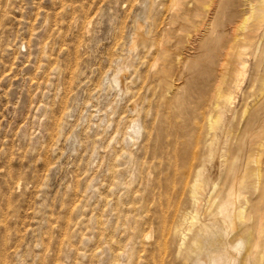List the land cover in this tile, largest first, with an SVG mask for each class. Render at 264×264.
<instances>
[{"label":"rangeland","instance_id":"374dc122","mask_svg":"<svg viewBox=\"0 0 264 264\" xmlns=\"http://www.w3.org/2000/svg\"><path fill=\"white\" fill-rule=\"evenodd\" d=\"M210 10L195 0H0V264H207L191 245L207 238L220 198L211 208L205 182L195 203L191 186L200 171L222 176L218 191L226 175L205 149L209 63L236 66L216 54L247 13L241 0ZM243 60L217 124L232 149L243 110L264 100L252 96L263 32Z\"/></svg>","mask_w":264,"mask_h":264},{"label":"bare ground","instance_id":"6f19581e","mask_svg":"<svg viewBox=\"0 0 264 264\" xmlns=\"http://www.w3.org/2000/svg\"><path fill=\"white\" fill-rule=\"evenodd\" d=\"M215 3L216 0H195L196 6L206 11H209ZM241 3L246 6V16L242 12L243 19L237 26L235 24L229 42L224 48L220 47L221 51L219 50V54H216V57L219 56L222 59L221 61L233 60L236 66L228 72L225 63H220L218 72H213L214 62L211 60L209 63L211 67L208 70V73L216 75V82L213 86V94L210 95L211 103L208 104L210 106L207 118L211 132L205 142V149L208 153V162L217 158L220 161V168L226 169L224 173L226 175L222 180V188L218 191L216 188L220 185L222 176L213 180L205 179L200 171L196 173L191 186V197L195 203L205 182L211 185L209 194V199H212L211 208L214 207L215 200L220 198L213 210L212 224L205 229L208 233L207 238L195 236L191 245L196 255L203 253L206 255L207 264H264V100L250 111L248 108L243 110V116L247 115L248 122L240 137L236 138L237 144L233 149L230 134L225 132L223 126H217L218 122L225 121L226 114L230 112L233 95L239 90L245 67L243 53L246 47L259 40L260 31L264 33V28L259 25L264 18V0H241ZM256 13H258V20L248 26V21L250 22ZM218 46L219 41L213 45V49L216 51ZM255 76L252 84L255 91L252 96L260 98L264 96V63L259 66L258 74ZM213 116L214 121H212ZM245 147L246 151L243 154ZM243 157V163L238 166V162ZM255 194L257 196L254 199ZM244 244L247 249L242 260L238 262L237 255Z\"/></svg>","mask_w":264,"mask_h":264}]
</instances>
